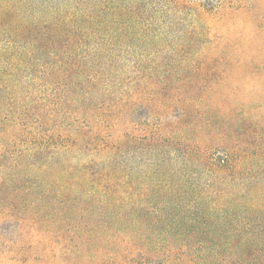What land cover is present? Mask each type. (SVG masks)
I'll return each instance as SVG.
<instances>
[{"label":"trees","instance_id":"1","mask_svg":"<svg viewBox=\"0 0 264 264\" xmlns=\"http://www.w3.org/2000/svg\"><path fill=\"white\" fill-rule=\"evenodd\" d=\"M263 2L0 0V264H264V127L197 23Z\"/></svg>","mask_w":264,"mask_h":264},{"label":"rangeland","instance_id":"2","mask_svg":"<svg viewBox=\"0 0 264 264\" xmlns=\"http://www.w3.org/2000/svg\"><path fill=\"white\" fill-rule=\"evenodd\" d=\"M261 3L257 2L256 5ZM240 16L254 17L255 26H251L249 29L244 19L250 18L245 17H243L244 19L238 17L220 21L219 18L206 14L198 20L199 25L209 24L212 27L207 32L206 39L209 42L206 47L210 48L208 51L215 53L211 57L213 61L210 65L217 64L211 70L213 72L204 71L201 73L200 79L203 78L206 81L201 82L202 86L206 87L208 94L206 99H212L215 107L222 108L223 104L220 98H223L228 103H226L227 105L234 104L235 109L249 110V115L251 114L249 121L253 125L259 123L260 127H264V45L250 48L245 39L250 37V33L256 32L263 42L264 5L260 13L259 10H253ZM197 81L194 79L196 90L201 87L200 82ZM185 82L184 89L191 83ZM222 110L226 109L223 107Z\"/></svg>","mask_w":264,"mask_h":264}]
</instances>
